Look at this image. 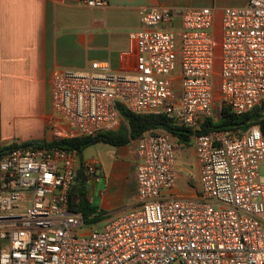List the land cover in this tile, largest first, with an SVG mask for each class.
Masks as SVG:
<instances>
[{"label": "built area", "instance_id": "2783aa9c", "mask_svg": "<svg viewBox=\"0 0 264 264\" xmlns=\"http://www.w3.org/2000/svg\"><path fill=\"white\" fill-rule=\"evenodd\" d=\"M139 17L130 33L134 70L93 61L54 72L47 141L116 131L120 106L167 115L193 131L200 195L173 193L177 143L167 132L148 131L136 139L137 203L99 228L71 206L75 150L15 148L0 161V264H264L261 126L198 133L215 118L217 88L237 115L264 102V0L221 11L141 7ZM96 170L86 163L87 181Z\"/></svg>", "mask_w": 264, "mask_h": 264}, {"label": "crops", "instance_id": "0c3cea01", "mask_svg": "<svg viewBox=\"0 0 264 264\" xmlns=\"http://www.w3.org/2000/svg\"><path fill=\"white\" fill-rule=\"evenodd\" d=\"M199 1L109 0L106 8H90L79 0H0V146L49 139L57 69L107 61L114 70H134L137 48L130 33L140 27L141 7L208 6ZM99 144L104 143L87 148L83 155L84 166L95 162L97 167L93 178L86 181V191L89 202L97 208L90 219L101 216L89 224L98 226L137 203L140 164L136 139L120 146ZM184 146L188 145L176 144V165L178 159L186 160L187 165L184 174L177 167L178 183L173 193L197 197L196 152L193 142Z\"/></svg>", "mask_w": 264, "mask_h": 264}, {"label": "trees", "instance_id": "16d2710c", "mask_svg": "<svg viewBox=\"0 0 264 264\" xmlns=\"http://www.w3.org/2000/svg\"><path fill=\"white\" fill-rule=\"evenodd\" d=\"M119 110L124 123L116 131L101 132L94 136L56 139L51 142L40 140L3 145L0 146V161L4 154L19 147H47L54 145L69 151L75 150L79 156L80 165L70 192L71 206L75 211L82 212L87 218L88 223L92 219L98 220L101 216H94L91 219L89 217L96 212L97 208L89 202L86 191L87 176L83 163V155L87 148L98 143L114 146L124 145L131 140L139 138L148 131L154 133L160 131L167 132L173 136L176 143L190 145L193 142V131L190 128L178 125L167 115H138L123 106H120ZM220 114L221 116L218 120L215 118L206 119L202 123L198 133L205 134L212 130L242 133L253 124H259L264 132V102L242 115L235 114L229 106L222 104Z\"/></svg>", "mask_w": 264, "mask_h": 264}, {"label": "rangeland", "instance_id": "374dc122", "mask_svg": "<svg viewBox=\"0 0 264 264\" xmlns=\"http://www.w3.org/2000/svg\"><path fill=\"white\" fill-rule=\"evenodd\" d=\"M244 0H200L199 3L201 2L200 5H208L210 7H214V8H217V9H221L222 7L224 6H235V5H238L240 4V2H242ZM218 53H219V50H218ZM179 84L180 82H178L177 86L179 88ZM215 106H216V110H215V119L218 120L221 116L220 114V110H221V106H222V102H221V93L219 92L218 88L216 89V100H215ZM124 123V122H123ZM191 144V143H190ZM192 145V144H191ZM191 145H188V146H184V147H190ZM98 146H102V147H106V146H109V145H106V144H99ZM94 148V147H92ZM90 150H93V149H89ZM186 165H187V161L184 160V159H178L177 161V167L179 168V171L181 174H184L185 171H186ZM75 200V198H74ZM94 202L96 204H98V201L97 199L94 200ZM103 224H100L98 227L102 228ZM86 229H88V227L84 226L82 227L81 229H79L80 232H84Z\"/></svg>", "mask_w": 264, "mask_h": 264}]
</instances>
